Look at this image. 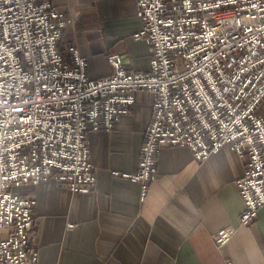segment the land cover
<instances>
[{
	"label": "built area",
	"instance_id": "built-area-1",
	"mask_svg": "<svg viewBox=\"0 0 264 264\" xmlns=\"http://www.w3.org/2000/svg\"><path fill=\"white\" fill-rule=\"evenodd\" d=\"M149 45V70L93 78L87 57L60 40L69 21L49 0H0V264H36L32 246L36 199L17 190L54 179L77 192L97 182L89 144L110 129L147 90L153 118L139 169L144 200L159 176V150L183 145L204 160L224 145L246 156L237 180L241 224L264 206V0H136ZM116 173H120L116 171ZM6 231V233H4ZM234 228L215 234L219 247ZM226 264H234L227 260Z\"/></svg>",
	"mask_w": 264,
	"mask_h": 264
},
{
	"label": "crops",
	"instance_id": "crops-1",
	"mask_svg": "<svg viewBox=\"0 0 264 264\" xmlns=\"http://www.w3.org/2000/svg\"><path fill=\"white\" fill-rule=\"evenodd\" d=\"M49 1L69 18L60 40L67 61L74 44L93 78L113 73L112 53L123 55L126 69L149 70V45L136 36L143 27L136 0ZM136 98L112 128L90 133L97 173L91 190L77 192L54 179L17 189L36 199V264H264V206L241 224L245 200L237 180L248 158L230 145L204 160L188 146L162 147L159 176L141 198L140 182L124 173L139 169L154 98L144 89ZM258 109L264 117V100ZM223 227L235 232L219 247L215 234Z\"/></svg>",
	"mask_w": 264,
	"mask_h": 264
}]
</instances>
